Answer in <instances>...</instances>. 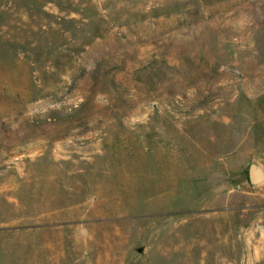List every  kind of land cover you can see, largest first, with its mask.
I'll list each match as a JSON object with an SVG mask.
<instances>
[{"label": "rangeland", "instance_id": "rangeland-1", "mask_svg": "<svg viewBox=\"0 0 264 264\" xmlns=\"http://www.w3.org/2000/svg\"><path fill=\"white\" fill-rule=\"evenodd\" d=\"M0 264H264V0H0Z\"/></svg>", "mask_w": 264, "mask_h": 264}, {"label": "water", "instance_id": "water-1", "mask_svg": "<svg viewBox=\"0 0 264 264\" xmlns=\"http://www.w3.org/2000/svg\"><path fill=\"white\" fill-rule=\"evenodd\" d=\"M246 179L249 184L255 185L262 181L263 176L255 165L250 164L246 169Z\"/></svg>", "mask_w": 264, "mask_h": 264}]
</instances>
